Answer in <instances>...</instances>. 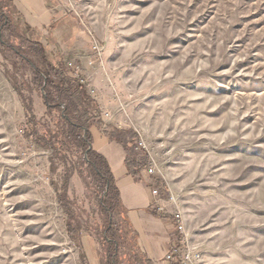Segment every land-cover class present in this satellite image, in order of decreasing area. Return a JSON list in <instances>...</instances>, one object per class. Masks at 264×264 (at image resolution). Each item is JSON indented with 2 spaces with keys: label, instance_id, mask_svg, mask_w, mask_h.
I'll return each mask as SVG.
<instances>
[{
  "label": "rangeland",
  "instance_id": "374dc122",
  "mask_svg": "<svg viewBox=\"0 0 264 264\" xmlns=\"http://www.w3.org/2000/svg\"><path fill=\"white\" fill-rule=\"evenodd\" d=\"M62 9L102 49L94 63L90 48L96 119L144 142L195 264H264V0H63ZM4 43L0 264H104L98 187L75 157L51 172L50 153L23 137L21 96L38 132L50 122L29 57ZM59 201L77 216L80 242Z\"/></svg>",
  "mask_w": 264,
  "mask_h": 264
},
{
  "label": "trees",
  "instance_id": "16d2710c",
  "mask_svg": "<svg viewBox=\"0 0 264 264\" xmlns=\"http://www.w3.org/2000/svg\"><path fill=\"white\" fill-rule=\"evenodd\" d=\"M46 29L49 33L53 25L50 24ZM3 32L17 40L18 44L4 43ZM42 38L43 31L25 23L13 0H0V42L13 48L17 55L29 57V60H25L33 74V85L41 93L45 114L50 122L41 124L42 130L38 132L32 105L21 96L27 126V130L22 131L23 137L50 153L51 172L56 170L57 161L65 166L70 157H75L79 176L82 177L84 171H87L95 181L100 194L98 208L103 224L100 237L104 242V264H119L118 252L121 248L125 250L122 260L128 264H149L136 254L133 234L124 219L119 191L110 167L91 146L90 127L97 122V104L87 89L70 76L65 64L63 65L60 52L52 53L48 46L41 43ZM125 164L128 168L131 167L128 159ZM69 177L67 169L64 187ZM51 185L56 189V184L51 182ZM59 202L69 219L66 222L69 238L80 242L79 229L72 223L77 220V216L63 201ZM173 220L175 222V217Z\"/></svg>",
  "mask_w": 264,
  "mask_h": 264
},
{
  "label": "crops",
  "instance_id": "0c3cea01",
  "mask_svg": "<svg viewBox=\"0 0 264 264\" xmlns=\"http://www.w3.org/2000/svg\"><path fill=\"white\" fill-rule=\"evenodd\" d=\"M13 3L29 27L43 31L41 43L44 46L52 53L60 52L62 59L66 58L63 64L70 60L79 63L86 76L91 77L90 41L66 16L63 0H13ZM50 24L53 29L48 33L46 28ZM99 118L90 127L91 146L110 167L124 219L133 234L136 254L149 264H175L165 260L178 233L160 182L156 176L147 173L146 159L142 158V149L137 148L132 134L106 124L102 116ZM126 159L130 168L125 164ZM154 190H157V196L152 194Z\"/></svg>",
  "mask_w": 264,
  "mask_h": 264
},
{
  "label": "built area",
  "instance_id": "2783aa9c",
  "mask_svg": "<svg viewBox=\"0 0 264 264\" xmlns=\"http://www.w3.org/2000/svg\"><path fill=\"white\" fill-rule=\"evenodd\" d=\"M92 60L94 63L101 61L102 49L99 44L93 42L91 47ZM91 62V64H94ZM65 68L69 72L72 78H75L82 84L86 89L88 94L91 96L94 94V89L90 88L88 77L85 75V72L82 69V66L74 61H68L65 63ZM105 117H108V114H105ZM137 148L145 149V144L143 141L139 140L137 142ZM147 173L151 176L155 175V168L148 167ZM154 196L158 195L157 190L152 192ZM170 202H173V199H169ZM175 228L178 233L176 240L172 244L168 253L166 254L165 260L170 263H178V264H195L198 256L194 254L192 249L188 246L187 243V235L185 232V228L183 222L181 221L179 216H175Z\"/></svg>",
  "mask_w": 264,
  "mask_h": 264
}]
</instances>
